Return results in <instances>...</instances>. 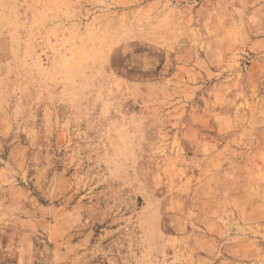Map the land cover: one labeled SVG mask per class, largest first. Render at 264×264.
Wrapping results in <instances>:
<instances>
[{"label":"rangeland","instance_id":"1","mask_svg":"<svg viewBox=\"0 0 264 264\" xmlns=\"http://www.w3.org/2000/svg\"><path fill=\"white\" fill-rule=\"evenodd\" d=\"M0 264H264V0H0Z\"/></svg>","mask_w":264,"mask_h":264}]
</instances>
